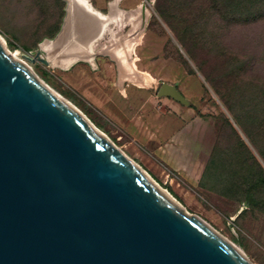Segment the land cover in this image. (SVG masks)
I'll list each match as a JSON object with an SVG mask.
<instances>
[{
	"label": "rangeland",
	"instance_id": "1",
	"mask_svg": "<svg viewBox=\"0 0 264 264\" xmlns=\"http://www.w3.org/2000/svg\"><path fill=\"white\" fill-rule=\"evenodd\" d=\"M89 1L106 15L115 2L132 14L146 5L150 16L135 34L127 66L150 69L147 88H117L109 53L68 68L46 54L49 65L31 61L60 33L62 0H0V34L186 211L252 264H264V0ZM131 29L113 31L121 37ZM111 39L106 34L99 47ZM164 83L176 84L196 110L181 122L192 128L185 138L180 128L175 138L161 129L172 111L158 97Z\"/></svg>",
	"mask_w": 264,
	"mask_h": 264
},
{
	"label": "water",
	"instance_id": "2",
	"mask_svg": "<svg viewBox=\"0 0 264 264\" xmlns=\"http://www.w3.org/2000/svg\"><path fill=\"white\" fill-rule=\"evenodd\" d=\"M62 1L66 14L56 39L70 16L71 3ZM76 6L75 24H94ZM43 54L41 46L31 61L49 65ZM158 97L189 105L172 84H162ZM0 264L252 262L0 39Z\"/></svg>",
	"mask_w": 264,
	"mask_h": 264
},
{
	"label": "bare ground",
	"instance_id": "3",
	"mask_svg": "<svg viewBox=\"0 0 264 264\" xmlns=\"http://www.w3.org/2000/svg\"><path fill=\"white\" fill-rule=\"evenodd\" d=\"M68 1L71 3L70 8H69V15L70 16L67 20L64 31L61 33V35L59 36L58 39L47 40L42 44V49L46 52V54L49 55V57L52 60H56V62L63 64L67 68L71 67L75 63H77L79 61H83V60L84 61L88 60L90 62H93L95 59V56L98 53H100V54L101 53H104V54L109 53L112 56H114L117 60H120V62L123 66H127V62H128L127 59L129 58L130 53H132V51L134 50V46L132 43L135 40V38H134L135 34H138V35L140 34L139 33L140 32V28H139L140 24H142V25L145 24L147 22L149 16H150V11H148L147 7L145 8L142 6L140 8L141 10H137V11L133 12V14H132L131 12H127V11H123V10L119 9L118 2H115L111 6L110 13L108 15H106V14H103L102 12H100L99 10H97L96 7H94L89 0H68ZM75 3H76V5L78 4L79 7H81V9H83L88 15H90L93 18L94 24H86V25L85 24H83V25L75 24V22L73 20V18L76 16V13H77V11L75 9V7L77 8V6L76 5L74 6ZM129 24L132 25V29L129 31V33L127 35H124L121 37L116 36L115 32L113 31V28H115V27L122 28V27H126ZM106 34H111V36H112L111 42L113 44L110 42L111 43L110 45H109V43L108 44L106 43L107 45L103 46V48L99 47L100 44H98V43H100V41L105 37ZM0 39L2 40V42L6 45V47L15 56H17L20 60H22L25 64H27L34 71L32 66L21 56L19 49L16 51H12L9 48L6 39L1 34H0ZM113 46H114V48H111ZM64 57H67V58L64 59ZM130 67L135 72V78H138L139 74L137 73V71H135V65H133V66L131 65ZM54 91H56V90H54ZM57 93L59 95H61L65 100H67L88 121H90L92 123V121L82 111H80L71 101H69L67 98H65L59 92H57ZM124 154H126V153H124ZM146 173L164 191H166L178 204L181 205V203L178 202L175 199V197L167 189L162 187L148 172H146ZM238 249L241 250L240 248H238ZM243 254H244V252H243Z\"/></svg>",
	"mask_w": 264,
	"mask_h": 264
},
{
	"label": "crops",
	"instance_id": "4",
	"mask_svg": "<svg viewBox=\"0 0 264 264\" xmlns=\"http://www.w3.org/2000/svg\"><path fill=\"white\" fill-rule=\"evenodd\" d=\"M109 56L113 57L111 54H108ZM116 60L117 68L115 74H113V83L116 85L117 88H147V78L145 75H148V71L150 69L144 68L139 70L137 67V73L139 74L138 78H135V72L134 70L129 66H123L120 62V60ZM145 67V66H144ZM122 69V70H121ZM126 72V73H125ZM178 73H182V66L179 67ZM129 75V76H128ZM133 77V78H132ZM160 79H164L166 82H172L171 78H164L160 77ZM191 82L193 84L198 85V80L196 76H190ZM144 83V84H143ZM148 85V84H147ZM176 86V84H175ZM162 98V103L166 106H169L171 108V112L166 115V119L164 120L163 129L166 136L176 137V130L180 128L182 130L181 134L183 138L189 136L191 134V127L188 125V127H184L181 125V122L183 123L184 120H190L196 115V110L191 105H186L173 100L169 97H160ZM187 99V98H186ZM190 104V102H189ZM185 128V130H183Z\"/></svg>",
	"mask_w": 264,
	"mask_h": 264
}]
</instances>
